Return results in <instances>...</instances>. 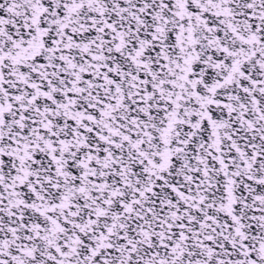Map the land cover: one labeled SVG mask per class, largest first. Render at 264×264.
Instances as JSON below:
<instances>
[{
  "label": "snow or ice",
  "instance_id": "obj_1",
  "mask_svg": "<svg viewBox=\"0 0 264 264\" xmlns=\"http://www.w3.org/2000/svg\"><path fill=\"white\" fill-rule=\"evenodd\" d=\"M0 264H264V0H0Z\"/></svg>",
  "mask_w": 264,
  "mask_h": 264
}]
</instances>
